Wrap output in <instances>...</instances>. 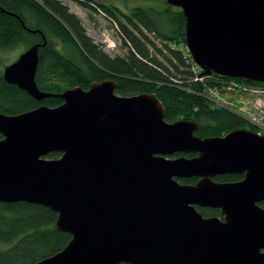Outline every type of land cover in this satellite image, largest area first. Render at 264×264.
<instances>
[{
    "label": "water",
    "instance_id": "1",
    "mask_svg": "<svg viewBox=\"0 0 264 264\" xmlns=\"http://www.w3.org/2000/svg\"><path fill=\"white\" fill-rule=\"evenodd\" d=\"M165 2L181 10L204 75L264 84V0ZM45 43L2 70L36 101L52 97L35 82ZM59 97L57 107L0 112V203L48 208L71 237L35 264H264V135L198 138L195 122L164 121L154 95H117L112 80ZM223 175L243 179L214 181Z\"/></svg>",
    "mask_w": 264,
    "mask_h": 264
},
{
    "label": "trees",
    "instance_id": "2",
    "mask_svg": "<svg viewBox=\"0 0 264 264\" xmlns=\"http://www.w3.org/2000/svg\"><path fill=\"white\" fill-rule=\"evenodd\" d=\"M74 1L102 11L117 24L125 54L111 55L104 45L94 42L61 0H0V51L16 46L26 50L45 40L38 51L35 82L39 91L52 95L36 101L6 83L0 73L1 113L15 116L43 105L57 107L65 90H87L92 83L112 80L117 95H154L163 107L164 121L195 122L198 138L220 137L239 129L257 131L240 115L216 106L205 90L232 84L264 89V84L204 75L186 48L185 18L180 9L169 7L165 0H115L140 3L130 8L127 5V11L96 0ZM59 156L54 153L46 158ZM179 156L182 154L173 158ZM184 156L191 158L193 154ZM241 178L227 175L214 181L238 182ZM178 181L193 185L198 179ZM197 209L204 218L221 215L219 210ZM56 219L57 215L43 206L0 203V264H35L60 252L71 237L55 228Z\"/></svg>",
    "mask_w": 264,
    "mask_h": 264
},
{
    "label": "rangeland",
    "instance_id": "3",
    "mask_svg": "<svg viewBox=\"0 0 264 264\" xmlns=\"http://www.w3.org/2000/svg\"><path fill=\"white\" fill-rule=\"evenodd\" d=\"M70 10V12L74 13L76 17L81 21L83 27L85 28L87 34L94 42L109 46L108 50L111 55L123 56L126 52L125 48L121 43V36L117 29V24H114L109 20V18L102 11H92L91 9L85 8L74 0H61ZM99 2H105L108 4H114L121 9H129L130 7H134L139 5V2H128L124 4L120 1L115 0H96ZM128 5L129 8H126ZM54 46L59 47V44L53 43ZM24 47L16 46L12 49L1 50L0 51V73L5 66L14 62L18 56L22 53ZM108 52V53H109ZM200 81H204L199 79ZM205 92H208L205 90ZM209 93V92H208ZM213 91L211 97L215 100L214 103L216 106L223 105L224 108L240 115H243L247 118V121L251 124V122H256V125L252 124L256 127L258 134H264V95L259 96L257 99L252 97H239V94L234 93L231 96L228 95H216ZM213 95V96H212ZM219 98V99H218ZM211 99V98H210ZM211 99V100H213ZM261 100V101H260ZM241 105V107H240ZM240 111V113L236 112ZM243 114V115H241ZM244 118V117H243Z\"/></svg>",
    "mask_w": 264,
    "mask_h": 264
},
{
    "label": "built area",
    "instance_id": "4",
    "mask_svg": "<svg viewBox=\"0 0 264 264\" xmlns=\"http://www.w3.org/2000/svg\"><path fill=\"white\" fill-rule=\"evenodd\" d=\"M106 48L108 50H110L108 45H106ZM196 80H199V78H197ZM220 88L221 89H219V90H217V89H209L208 90L209 93L207 92L208 97L211 98V99H213L211 97V94H210V92L212 93L213 91L215 92L214 94H216V95H223V94H225V95L231 96V94L237 93V94H239V97H252L254 99L255 98L257 99L259 96L264 95V89H262V88H256V87L254 88V87H251V86H242V85H238V84H232V85H223ZM211 101L217 104V102H215L214 99L211 100ZM223 105H219L218 104V106H220V107H223ZM240 107H241V105H240ZM235 111L238 112V113H240V111H237V110H235ZM241 115H243V114H241ZM243 117H244V119L247 120V118L244 115H243ZM251 124L256 125V122H251Z\"/></svg>",
    "mask_w": 264,
    "mask_h": 264
},
{
    "label": "flooded vegetation",
    "instance_id": "5",
    "mask_svg": "<svg viewBox=\"0 0 264 264\" xmlns=\"http://www.w3.org/2000/svg\"><path fill=\"white\" fill-rule=\"evenodd\" d=\"M258 132H259V131H256V133H258ZM263 135H264V134H263ZM194 156H195V155H193V157H194ZM224 176H227V175L218 176V177H224ZM238 176H241V177H242L240 180L243 179V176H242V175H238ZM216 178H217V177H216ZM216 178H214V179H216ZM196 179H197V178H196ZM240 180H239V181H240ZM262 203H263V202H262ZM262 203H261V204H262ZM261 204H260V207H262ZM262 208H264V207H262ZM215 210H216V209H215ZM214 217H218V218L222 219V216H221V215H220V216H214Z\"/></svg>",
    "mask_w": 264,
    "mask_h": 264
}]
</instances>
